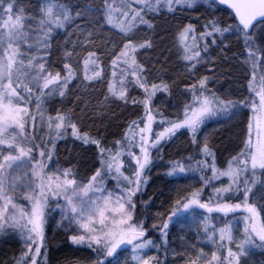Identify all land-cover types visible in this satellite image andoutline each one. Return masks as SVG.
I'll use <instances>...</instances> for the list:
<instances>
[{
	"label": "snow or ice",
	"instance_id": "1",
	"mask_svg": "<svg viewBox=\"0 0 264 264\" xmlns=\"http://www.w3.org/2000/svg\"><path fill=\"white\" fill-rule=\"evenodd\" d=\"M202 5L212 10L204 23L199 28L187 23L176 33L184 70L192 75L198 65H215L218 58L210 53L215 47L225 59L234 58L247 69L246 95L235 99L210 89L209 81L215 78L210 68L214 75L186 85L190 98L167 116L154 108L153 99L158 92L170 94L171 84L150 80L137 55L153 47L145 30L154 31L155 17L195 12ZM217 12L226 18H217ZM77 19L89 27L76 25L83 40L78 37L73 49L80 44L90 50L78 62L80 68L70 62L73 51L65 50L62 67L54 69L48 62L54 34ZM104 25L116 30L120 43H104L100 54L93 37ZM142 31L145 35L138 36ZM78 72L85 90L94 82H106L95 115L102 117L115 102L142 106L143 114L110 146L104 136L82 130L73 108L56 110L54 116L43 108L46 97L67 96ZM130 85L143 92L142 99L130 96ZM241 113L245 127L239 151L218 167L216 152L207 135L199 139L200 133L212 117L231 119ZM69 133L81 147L95 146V159L83 177L78 160L58 166L57 143ZM182 134L199 145L203 159L196 161L195 169L169 161L167 175L203 172L201 187L178 189L167 210L156 213L159 225L152 223L150 229L147 218L137 216L138 196L148 183L154 153L163 159V146ZM53 202L60 222L66 221L72 231L70 244L89 250L86 264H121L125 251L131 259L124 264H168L169 225L187 217L199 218L197 239L202 233L203 241L172 250L183 264H243L253 249L264 252V0H100L98 6L39 0L37 15L17 9L16 0H0V234L11 232L22 242L13 264H48L45 229L55 210ZM157 229L159 243L149 238L150 230ZM153 250L157 255L148 254Z\"/></svg>",
	"mask_w": 264,
	"mask_h": 264
},
{
	"label": "trees",
	"instance_id": "2",
	"mask_svg": "<svg viewBox=\"0 0 264 264\" xmlns=\"http://www.w3.org/2000/svg\"><path fill=\"white\" fill-rule=\"evenodd\" d=\"M19 1L22 3L19 4ZM72 6L79 4L84 6L90 4L88 0H66ZM17 8H23L25 14L39 5V0H16ZM211 12L212 10L209 9ZM196 12L194 14L196 15ZM193 13V12H192ZM217 18H226L224 12H217ZM184 16L175 17V21H163L161 23L160 31L158 33L159 38L152 48L148 49L146 53V59L144 60L140 55L137 59L142 63L148 70V78L159 82L164 80L171 84V93L158 92L153 99V106L156 110L163 112L165 115L171 113L169 109L170 102H176V105L183 104L186 98H190L189 93H185V86L194 82L199 76L202 75H214L215 78L209 81V88L216 91L219 95L231 94L232 98L241 99L243 95H246V81L244 79V71L240 68L241 64L234 58L225 59L219 50L215 47L210 48V53L213 57H217L218 61L215 65L213 64H201L197 66V71L189 75L184 70V62L179 59L180 53L177 49V36L174 38V32L180 29L187 23H193L198 28L204 21L193 22L191 19H182ZM85 20L77 19L75 24L84 23ZM101 24L103 20L101 19ZM74 25V24H73ZM72 25L67 27V30ZM86 28L89 25L84 23ZM107 31V25L99 29L96 36L93 37L96 40V44L99 45V53H104L103 44L108 43L109 36H112ZM67 33L63 30V33L59 32L55 34L52 41L51 55L48 57L49 65L54 69L62 67L64 59H62V53L60 49V43L65 38ZM210 39V38H209ZM118 44L120 39H117ZM86 47H82L79 52L73 50L72 58L76 55L80 58L86 55ZM140 52V51H139ZM139 54V53H138ZM229 57H232V53H228ZM105 64L108 63L106 55L103 56ZM213 68L214 73L210 72L209 69ZM106 69V74L109 72ZM172 81H175L172 84ZM242 85H244L242 87ZM130 96L137 99L143 98V92L137 88H133L131 85ZM245 91V92H244ZM106 92V82H94L86 90L75 85V82L70 85V90L66 97L62 98L56 95L55 98L48 99L44 104L43 108L46 114L55 115L56 110L66 111L69 108L74 109V119L83 131H90L92 135L104 136L106 145H111V142L115 139H119L127 124L131 120L138 119L143 114L142 106H135L129 102L127 106L122 103H112L105 114L101 116L95 115L97 111V102L103 99V94ZM182 93H184L182 95ZM79 97V99H77ZM158 104V106H156ZM175 113V112H174ZM213 123L217 127L212 128V124L206 123L201 133L207 135L210 147L214 149L217 155V166L221 162H225L232 155H235L239 151V145L242 139V131L245 127V117L243 113L229 119L227 116L219 115L214 119ZM46 131V129H45ZM43 135V133H41ZM203 136V138H204ZM203 138L200 136L199 139L202 141ZM198 145L191 143V138L188 134L178 135L173 138L172 141L166 143L163 146L162 156L163 159H159L155 156L153 167L151 171L147 173L148 183L143 189V194L140 196V200H137V216L140 219L147 218L148 222L157 219V212H165L167 210L169 201L175 192L179 189L182 191H191L188 187L183 186V182L180 181L181 177H190L195 175V171H186L180 174V180L175 176H168L169 161H181L185 167L196 168V161L203 159L202 155L193 152ZM96 150L95 146H84L81 147L79 141H75L69 133L65 139L58 141L57 143V156L59 164L61 166H69V161H79L78 169L80 175L83 177L89 174V168L91 167L92 161L95 159ZM191 157V159H189ZM98 166V165H97ZM162 166L164 167L163 170ZM199 172V171H198ZM211 175L210 172L206 173ZM198 175V174H197ZM201 172L198 177L200 178ZM110 182V181H109ZM178 182V183H175ZM182 182V183H181ZM254 191H256L254 189ZM257 195L259 192L257 191ZM147 202L148 207H144ZM55 203L53 202L52 207L54 208ZM52 213L49 215L48 223L45 229L46 235V247L48 264H74L77 263L76 256L83 254L84 262L90 257V252L86 248L80 246L71 245L68 238L62 233L54 229L52 222ZM150 233V232H149ZM13 233L0 234V264H13V258L18 256L20 253L19 247H17L14 240H11L10 236ZM86 256H84V254Z\"/></svg>",
	"mask_w": 264,
	"mask_h": 264
},
{
	"label": "rangeland",
	"instance_id": "3",
	"mask_svg": "<svg viewBox=\"0 0 264 264\" xmlns=\"http://www.w3.org/2000/svg\"><path fill=\"white\" fill-rule=\"evenodd\" d=\"M88 1H90L91 4H96L97 6L100 3V0H88ZM21 3L22 2L19 1V4H21ZM205 9H206V6L202 5L197 10L196 15L194 14V12L193 13L192 12L191 13L177 12L175 17L184 16V18H182L183 20L186 18H189L193 22L205 21V17L210 12L209 9L207 11ZM37 12H38V6L35 8H31V10L26 15H37ZM224 15L226 16V14H224ZM175 17H173L171 15H161V16L155 17L153 19V23L155 24L154 31L145 30L147 33V36L151 37V39L153 40V45H155L158 41V38H159L158 33L161 29L160 24L163 23V21H170V20L175 21ZM197 17H199V19H197ZM216 17H217V14H216ZM173 21H170V22H173ZM84 23L74 24L71 27H69L68 30L67 29L65 30V33H67V35L65 36V38L60 43V49L62 50L61 51L62 59H63V53L65 50H71V51L75 50L76 52H79V50L82 48V46L80 44H77L75 49H73V42H76L78 37L80 40H83V36L80 34L79 29H76V25H79L80 28H86L84 26ZM107 28L109 30L107 32L112 35V36H109V41H110L109 45H112V43L118 44L117 39H120V37L117 34L116 30L111 29L109 26H107ZM58 32L60 34H62L63 30H58L55 34H57ZM176 33H177V30L174 32V38H176ZM55 34H54V36H55ZM144 35H145L144 31L138 33V36L143 37ZM65 41H67V43H65ZM147 52H149L148 49H141L138 55H140L144 60H147L145 57ZM79 61H80V58L78 57V55H76L75 58H72L70 62L73 63V65L76 66L77 68H80L82 65L80 63H78ZM240 68L244 71V74H245V72L247 71L245 66L241 65ZM82 75H83L82 72H78V79L74 80L73 82H75V85H77V86L80 85V87L84 89V87L81 85ZM55 96L56 95H54L52 97H46L44 99V103L50 98L51 99L55 98ZM176 104H177L176 102H174V103L170 102L169 109L171 110V113L168 114V116H172L175 114L174 112L176 111V106H177ZM156 106H158V104ZM215 118H217V116L212 117L208 121H206V123L212 124V128L217 127V125L215 123H213V121H215L214 120ZM154 127H155V125H154ZM200 136L203 138V136H204L203 133H200ZM193 152H197L200 154L199 145L195 149L193 148ZM224 164H225V162H221L218 165L223 166ZM58 166L61 168L67 167V166H61V165H58ZM163 169H164V167L162 166L161 170H163ZM194 173H195L194 176L191 175L190 177H181L182 179L177 178L178 180L181 179L180 181L183 182V183L181 182L183 184V186L188 187L189 190H191V191L196 189V188L201 187V181L198 177L199 172L195 171ZM201 174H205V173L201 172ZM175 183H178V182H175ZM225 183H226V181H225ZM112 186H113V182L110 181L109 187H112ZM217 186H219V185H217ZM144 187H143V189H144ZM143 189H142V192H143ZM209 192H211V189L210 188L206 189L205 197H207V194ZM140 196L141 195L138 196L137 200H140ZM54 209H55V205H54ZM174 220H175V218H174ZM60 221H61V216H60L59 209H55L52 213V222L54 225V229L59 231L65 237L68 238V236L72 234V231L69 228L66 221H64L63 223H61ZM152 223H157V225H159L160 221L158 219H154V220L148 222V226L150 229H151ZM199 224H200V221H199L198 217H196V218H193V217L182 218L180 222L170 223V225H169V237H168V249L169 250H168V255H167L168 264H183V260L179 256L173 255V252H172L173 249H175L176 251L179 252V251H182L184 249L185 242H187V244H192V243H201L203 241L202 233H200L199 240L197 239V234L200 232ZM10 238H11V240H14L17 247H19V249L21 250L22 242L19 239V237L12 234L10 236ZM149 238L154 239L159 243L160 241H159L158 229L157 230H150ZM210 247H211V245H208L207 247H205V251H208ZM86 254L87 253H85L84 256H86ZM148 254L149 255H157L155 250L149 252ZM82 256H83V254L81 256H76L75 258L77 260V263H74V264H86L87 260H86V262H84L85 257L83 258ZM159 257L161 260L164 259V250L163 249L160 250ZM130 259H131L130 251H125L121 256V264H124L125 260L130 261ZM59 264H62V263H59ZM243 264H264V252H261L259 249H253L252 253L250 254V257L245 259L243 261Z\"/></svg>",
	"mask_w": 264,
	"mask_h": 264
},
{
	"label": "water",
	"instance_id": "4",
	"mask_svg": "<svg viewBox=\"0 0 264 264\" xmlns=\"http://www.w3.org/2000/svg\"><path fill=\"white\" fill-rule=\"evenodd\" d=\"M221 7H225V6H221ZM230 11V10H229Z\"/></svg>",
	"mask_w": 264,
	"mask_h": 264
}]
</instances>
